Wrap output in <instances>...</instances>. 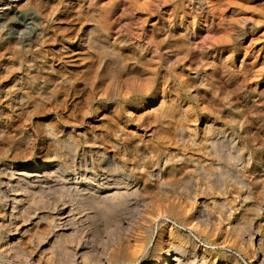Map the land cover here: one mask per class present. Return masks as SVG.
I'll list each match as a JSON object with an SVG mask.
<instances>
[{"label": "rangeland", "instance_id": "1", "mask_svg": "<svg viewBox=\"0 0 264 264\" xmlns=\"http://www.w3.org/2000/svg\"><path fill=\"white\" fill-rule=\"evenodd\" d=\"M213 2H219L221 5L219 14L222 15L225 23L220 28L213 24L214 20L207 14V4H199L198 0H43L42 6L48 10L44 18L37 8L36 0H0L2 47L11 46L10 48L18 50L19 54L24 56L21 58L22 61L16 63L14 69V78L19 79L20 87L11 92V96L6 98L7 101L0 96V183L9 177L2 172L5 166L16 167L21 164L41 162L50 148L63 160L70 158L73 152L65 146L64 141L71 131L75 136V132L81 131L86 133L89 145L88 147L82 145L79 150L77 149L79 158L78 164L75 165L77 171H80L78 169L81 167V170L94 172L93 166L96 167L99 163L96 155L98 148L105 149L111 155L115 153L129 168L139 166L140 172L150 169L157 173V169L164 168L166 160H171L170 163L175 164L178 171L173 178L165 174V179L167 176L170 177L167 178L170 183L167 193L172 195V199L176 198L175 201L182 202L180 204L184 207L187 204V210L182 205L183 208L180 207L183 214H189V202L185 195L193 194V189L196 188L191 184L185 185L183 181L191 178L194 184L200 175L191 176L193 170L191 164L177 163L172 157L177 152L190 156L194 151L193 148L189 146L184 151L175 143L164 145L160 140L159 128L146 125L140 127L138 123L127 119L126 111H130L136 101L131 98L134 92L126 93L127 100L122 102L118 100L119 97L110 96L115 91L118 95H123L127 87L143 86L146 79L154 77L152 73H157L156 88L151 92L159 98L163 93V87L166 88L164 96L176 94V89H179L176 75L181 76L182 80L201 96L206 90V76L229 93V100L234 104V108L228 112L229 108L222 107L220 115L212 116L210 122L215 120L216 123L211 136L218 139L223 138L220 131H224L228 136L232 130L235 132L237 138L233 140L234 145L236 144L233 153L239 157L237 161L239 164L232 163L230 166L241 167V163L246 161L250 154L251 172H246V176L254 184H258L259 176L264 174V0H213ZM245 23L247 26L243 30L244 37L236 43L234 40L236 30L238 27L243 28ZM100 32L106 33L111 43L126 41L125 45H117V49L128 64H133V58L139 56L140 49L143 48L148 60L147 66L138 63L137 67L144 68L146 74L141 75L136 72H129L128 75L118 74V86H116L112 78L113 68L116 65L115 61L111 60L109 51L105 50L100 56L83 47L85 39H95ZM187 32L191 33L189 38L193 41L191 50L174 54L169 48L171 41L177 40L180 34ZM41 35L47 36L46 44L42 46L44 54L42 57L38 55V51H35L39 46ZM215 39L219 41H217V49L213 52L208 45ZM61 46H65L69 53L73 52L69 55H75L81 51L79 49H85L84 54L75 56L71 60L58 61L54 54ZM185 57L186 60L190 58L189 65L195 69L194 71L187 68V65L177 67V63ZM33 60L38 65L37 68H31ZM159 62L166 67L176 66L175 72L169 74L165 69L153 71L152 69ZM242 62L245 64L239 68ZM52 64L54 65L51 66ZM230 66H234L235 70L230 71ZM215 67L216 71H214ZM195 73L199 77H196ZM20 78L24 79L20 80ZM93 82L101 88V94L95 95L94 99L90 98ZM180 93L182 98L185 97L194 104L193 99L185 96V92L180 91ZM152 100L149 99V102ZM22 101L27 108L24 112L16 114L15 109ZM9 102L15 111H12L11 106H5ZM222 102L226 104L227 100ZM204 103L211 106L214 104L211 98ZM118 105H121L122 110L119 118L112 112ZM205 124L206 120L201 117L198 122L199 129H204ZM51 127L56 129L59 138H46L45 132ZM118 128H121L118 137L124 145L120 150H113L108 141L114 138V131ZM22 134L28 139L22 141ZM150 134L152 138L147 136ZM198 134V142L202 141L201 145L204 136L201 130ZM242 142L247 144V150H242ZM201 146V150H196L194 156L207 160L208 164L205 166L207 169L228 165L223 157L207 156V151ZM91 159L94 160L93 164L90 163ZM210 162L214 167L209 164ZM254 170L257 172L252 173ZM142 173L136 174L140 176ZM143 180L140 182L142 186ZM152 183L148 193L151 196L161 195L163 189L158 188L156 178H152ZM185 190L187 191L184 192ZM207 190L206 192H209ZM202 196L205 199L212 197L211 194L206 193ZM5 208L0 200L2 224H6ZM209 208L211 211H218L211 202ZM175 213L169 214V223L178 227L182 234H188L179 226L185 220L178 218ZM258 221L264 227V216ZM6 229L4 225L0 228V248L3 247L6 239ZM214 233V236L211 234L213 237L198 234L192 236V239L201 249H214L219 253L226 251L237 260L238 264H258L239 250L231 234H226L224 230ZM212 245L219 246L215 248ZM8 256V259L0 258V264H24L16 254ZM37 259L38 257L35 258Z\"/></svg>", "mask_w": 264, "mask_h": 264}, {"label": "bare ground", "instance_id": "2", "mask_svg": "<svg viewBox=\"0 0 264 264\" xmlns=\"http://www.w3.org/2000/svg\"><path fill=\"white\" fill-rule=\"evenodd\" d=\"M42 1L36 0L37 8L44 18L48 10L43 8ZM198 2L207 4V14L214 20V25L216 24L218 28L223 26L225 22L219 14L221 8L219 2L214 3L213 0H198ZM246 26L245 23L243 28L238 27L236 30L234 36L236 43L244 37L243 30ZM189 36L191 33L187 32V34H180L177 40L171 41L169 48L174 54L191 50L193 41ZM1 38L2 36L0 37V96L7 101L6 98L11 96V92L21 85L19 79L14 78V69L16 63L22 61L21 58L24 56H21L18 50L10 48L11 46L2 47ZM46 39V35H41L39 46L35 49L41 57L42 46L46 44ZM217 41L219 39L212 40L208 45L213 52L218 47ZM125 43L126 41L111 43L104 32H100L95 39L84 40L83 47L91 50L95 55L102 56L105 50L109 51L111 60H114L116 65L112 73L116 86H118V74L128 75L129 72L146 74L144 68L137 67L138 63L147 66L145 50L141 48L139 56L133 58V64H128L117 49V45H125ZM79 50L81 51L75 55H69L73 52L69 53L65 46H61L54 57L58 61L71 60L75 56L84 54L85 49ZM186 57L177 63V67L187 65V68L194 71L195 69L189 65L190 58L186 60ZM244 64L242 62L239 68ZM37 67L33 60L31 68ZM160 69H165L171 74L175 72L176 66L166 67L159 62L152 70L158 72ZM52 70H54L53 67ZM216 70L215 67L214 71ZM229 70H235V67L230 66ZM152 74L154 77L146 79L143 86L132 88L124 86L126 92L123 95H118L115 91L110 96L119 97L120 99H117L122 102L127 100L126 93L134 92L131 98L136 101L130 111H126L127 119L138 123L140 127L146 125L159 128L160 140L164 145L175 143L184 151L189 146L193 148L194 151L190 156L177 152L172 157L177 163H190L193 167L191 176L200 175L194 184L191 178L183 181L185 185L191 184L196 188L192 190L193 194L185 195L189 202L190 213L183 214L181 207L184 205L180 204L182 202L175 201L176 198L172 199V195L167 193L170 187L167 178L175 177L178 171L177 166L170 163L171 160H166L164 168L157 169V173L150 169L140 172L139 166L129 168L115 153L111 155L105 149L98 148L96 155L99 163L98 166H93L94 172L89 173L87 169L81 170V167L78 169L80 171H77L75 169L79 160L77 149L79 150L82 145L88 147L89 143L85 132H75V136L71 131L64 141L65 146L73 152L70 158L63 160L50 148L41 162L21 164L16 167L5 166L2 171L9 177L0 183V200L3 207H6L4 214L6 224L0 222V228L3 225L7 228L6 239L3 247L0 248V258L8 259V255L16 254L24 264H238L237 260L226 251L219 253L214 249H201L192 239V236L198 234L211 236L215 231L224 230L226 234H231L235 238L233 240L237 242L239 250L243 251L247 257L249 256L258 264H264V227L258 221L264 216V174L259 176L258 184H254L247 178L246 172H251L249 170L252 161L250 154L246 161L241 163L240 168L230 166L232 163L239 164L237 163L239 157L233 153L236 147L233 140L237 138L233 130L229 133L230 136L220 131L223 138L216 139L211 136L216 123L215 120L210 122L213 119L212 116L220 115L222 107L229 108L228 112L234 108V104L229 100V93L206 76V90L201 96L185 83L181 76L176 75L175 78L179 82L176 94L164 96L166 88L163 87V93L159 98L151 92L156 88L157 73ZM195 76L199 77L197 73ZM23 79L20 78V80ZM36 87L38 88L39 85ZM180 91L185 92L186 97L193 99L194 104L187 98H182ZM97 94H101V88L93 82L90 98H96ZM208 98L214 102L212 106L204 103ZM149 99H153L152 102H149ZM223 100H227L226 104H223ZM5 106H11L12 111L17 110L16 114L24 112L27 108L23 101L15 110L11 102ZM120 106H115L112 111L117 118L121 115ZM85 114H87L86 111ZM201 117L206 120L204 129H199L198 126ZM200 130L204 136L202 146L200 145L202 141L198 142ZM120 131L121 128L114 131V138L108 141L113 150H120L124 145L118 137ZM144 133L147 134V132ZM45 136L48 139L59 138L54 127L47 129ZM147 136L153 137L151 134ZM24 139L28 137L25 138L23 135L22 141ZM241 144L242 150H247V144L245 142ZM200 146L205 148L207 156L223 157L228 165L207 169L205 166L208 161L194 156L196 150H201ZM93 162L94 160L91 159L90 163L93 164ZM209 164L214 167L212 162ZM137 172L143 173L138 176ZM256 172L257 170L252 171V173ZM165 174L170 177L167 176L165 179ZM152 178H156L158 188L163 189L161 195L151 196L148 193L152 188ZM141 180L144 182L143 186L140 183ZM206 189L209 192H206ZM205 193L211 194L212 197L205 199L202 196ZM209 201L218 211H211ZM186 206L185 210H187ZM170 213H175L178 218L185 220L179 226L188 234H182L178 227L169 223ZM173 224L178 225L176 222ZM27 236L29 237L25 241ZM36 257H38L37 260H35Z\"/></svg>", "mask_w": 264, "mask_h": 264}]
</instances>
